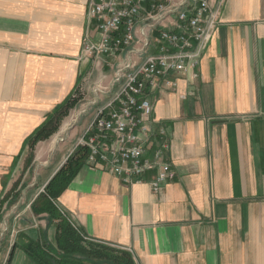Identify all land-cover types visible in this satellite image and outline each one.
<instances>
[{"label":"crops","instance_id":"obj_1","mask_svg":"<svg viewBox=\"0 0 264 264\" xmlns=\"http://www.w3.org/2000/svg\"><path fill=\"white\" fill-rule=\"evenodd\" d=\"M87 2L0 0V212L17 190L34 191L27 204L32 219L20 221L0 245V264L10 252L8 264H36L12 248L18 232L44 233L51 242L55 234L30 203L85 127L73 126L56 145L51 136L76 117L70 116L36 142L29 165L23 145L75 88L83 92L85 75L98 70L100 59L82 54L87 29L97 37ZM196 72L194 79L170 73L176 86L161 80L148 92L152 118L167 128L173 179L155 193L149 184L155 170L126 183L84 163L57 206L84 235L130 251L136 264H264V0H223ZM37 161L44 163L40 173L24 183Z\"/></svg>","mask_w":264,"mask_h":264},{"label":"built area","instance_id":"obj_2","mask_svg":"<svg viewBox=\"0 0 264 264\" xmlns=\"http://www.w3.org/2000/svg\"><path fill=\"white\" fill-rule=\"evenodd\" d=\"M211 1L88 0L86 18L88 24L94 23L97 37L87 29L82 54L86 59H118L113 79L118 88L96 110L66 159L76 147H86L85 164L126 183L141 181L144 173L155 170L149 181L155 193L174 178L166 156L167 128L152 118L148 92L161 80L176 86L167 79L170 73L197 77L223 2Z\"/></svg>","mask_w":264,"mask_h":264},{"label":"trees","instance_id":"obj_3","mask_svg":"<svg viewBox=\"0 0 264 264\" xmlns=\"http://www.w3.org/2000/svg\"><path fill=\"white\" fill-rule=\"evenodd\" d=\"M80 95L75 88L25 139L23 146L29 149L27 165L33 159L36 142L48 138L58 129L61 119L78 104ZM155 144L156 142L153 148ZM87 154L86 147H76L30 203L31 212L34 215L45 213L48 223L53 224L55 229L52 242L44 233L37 238L23 232L17 233L12 248L15 246L21 248L36 264H136L130 251L109 246L84 235L57 206V198L85 163ZM2 201L0 199V206Z\"/></svg>","mask_w":264,"mask_h":264},{"label":"rangeland","instance_id":"obj_4","mask_svg":"<svg viewBox=\"0 0 264 264\" xmlns=\"http://www.w3.org/2000/svg\"><path fill=\"white\" fill-rule=\"evenodd\" d=\"M91 60L93 62L96 59L91 58ZM117 61L118 59L102 57L100 59V65L94 66L98 69V74L94 68V71L91 69V75H85V79L82 81L83 84H85V88L83 89V92L81 90L79 91V94H81V99L77 105L69 110L68 114L61 121L60 126H62V122L68 120L70 116H76L75 119H71L68 122V125L64 131H61V133L59 132L57 135L51 136H55L57 138L56 145L63 144L67 132H69L73 126L77 125L79 128L84 129L86 124L94 116L96 110L100 106L107 103L115 95V92L118 88V83L114 82L113 79ZM92 64H90V66ZM60 128L61 127H59V130ZM75 142H72L67 154L71 151ZM49 157V159L46 157V161L44 162L46 163L45 165H50L49 161L53 160L54 158L53 152L49 155ZM44 163L43 161H37V165H33L31 170L25 175L24 183H32L34 178H36V176L40 173ZM33 193L34 191L32 188H21L19 191L17 190L16 193H13L11 201L4 205L5 207L0 212V245L5 243V241L8 239L10 231L22 227V225H20V221L23 222V220L32 219L27 204L33 197Z\"/></svg>","mask_w":264,"mask_h":264}]
</instances>
